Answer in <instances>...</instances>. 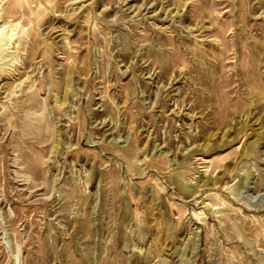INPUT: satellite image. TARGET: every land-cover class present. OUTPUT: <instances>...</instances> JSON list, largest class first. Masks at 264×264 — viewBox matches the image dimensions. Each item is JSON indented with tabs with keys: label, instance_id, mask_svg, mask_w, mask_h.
<instances>
[{
	"label": "rangeland",
	"instance_id": "obj_1",
	"mask_svg": "<svg viewBox=\"0 0 264 264\" xmlns=\"http://www.w3.org/2000/svg\"><path fill=\"white\" fill-rule=\"evenodd\" d=\"M0 264H264V0H0Z\"/></svg>",
	"mask_w": 264,
	"mask_h": 264
}]
</instances>
